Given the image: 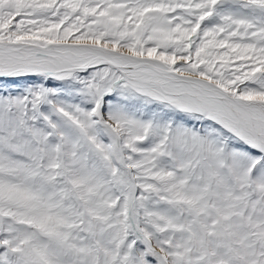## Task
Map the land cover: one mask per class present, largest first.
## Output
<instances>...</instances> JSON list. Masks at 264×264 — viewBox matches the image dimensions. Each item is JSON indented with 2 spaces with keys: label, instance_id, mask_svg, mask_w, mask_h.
Returning <instances> with one entry per match:
<instances>
[{
  "label": "snow or ice",
  "instance_id": "obj_1",
  "mask_svg": "<svg viewBox=\"0 0 264 264\" xmlns=\"http://www.w3.org/2000/svg\"><path fill=\"white\" fill-rule=\"evenodd\" d=\"M0 264H264V0H0Z\"/></svg>",
  "mask_w": 264,
  "mask_h": 264
}]
</instances>
